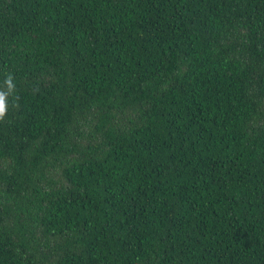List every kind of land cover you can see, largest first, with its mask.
Instances as JSON below:
<instances>
[{"label": "trees", "instance_id": "obj_1", "mask_svg": "<svg viewBox=\"0 0 264 264\" xmlns=\"http://www.w3.org/2000/svg\"><path fill=\"white\" fill-rule=\"evenodd\" d=\"M0 264H264V0H0Z\"/></svg>", "mask_w": 264, "mask_h": 264}, {"label": "clouds", "instance_id": "obj_2", "mask_svg": "<svg viewBox=\"0 0 264 264\" xmlns=\"http://www.w3.org/2000/svg\"><path fill=\"white\" fill-rule=\"evenodd\" d=\"M4 84L6 88L0 90V121L4 120L8 111L9 97L12 96L15 91V84L11 74L6 77Z\"/></svg>", "mask_w": 264, "mask_h": 264}]
</instances>
